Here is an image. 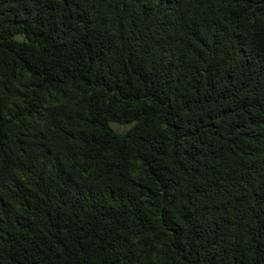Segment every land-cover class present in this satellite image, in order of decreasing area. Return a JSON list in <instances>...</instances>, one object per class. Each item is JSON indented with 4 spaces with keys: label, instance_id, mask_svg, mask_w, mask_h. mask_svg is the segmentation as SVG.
Wrapping results in <instances>:
<instances>
[{
    "label": "trees",
    "instance_id": "1",
    "mask_svg": "<svg viewBox=\"0 0 264 264\" xmlns=\"http://www.w3.org/2000/svg\"><path fill=\"white\" fill-rule=\"evenodd\" d=\"M0 264H264V0H0Z\"/></svg>",
    "mask_w": 264,
    "mask_h": 264
},
{
    "label": "rangeland",
    "instance_id": "2",
    "mask_svg": "<svg viewBox=\"0 0 264 264\" xmlns=\"http://www.w3.org/2000/svg\"><path fill=\"white\" fill-rule=\"evenodd\" d=\"M112 127H113V129H115L118 132H123V131L128 129V126H115V125H113Z\"/></svg>",
    "mask_w": 264,
    "mask_h": 264
}]
</instances>
